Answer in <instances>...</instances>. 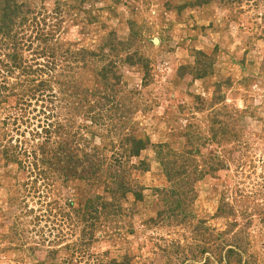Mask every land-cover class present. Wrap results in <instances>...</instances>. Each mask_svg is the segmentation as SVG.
<instances>
[{"label":"rangeland","instance_id":"374dc122","mask_svg":"<svg viewBox=\"0 0 264 264\" xmlns=\"http://www.w3.org/2000/svg\"><path fill=\"white\" fill-rule=\"evenodd\" d=\"M15 2L34 73L0 38V264H217L235 239L264 264V0ZM186 142L229 167L167 206L156 147Z\"/></svg>","mask_w":264,"mask_h":264},{"label":"trees","instance_id":"16d2710c","mask_svg":"<svg viewBox=\"0 0 264 264\" xmlns=\"http://www.w3.org/2000/svg\"><path fill=\"white\" fill-rule=\"evenodd\" d=\"M22 7V5L18 4L12 1V0H0V38L3 40H7L11 45H13V51L14 53L11 54V61L13 62V69H15L16 71H19L21 73L23 72H28L30 71L32 74L34 73V71H32V66H27L26 61L23 60L21 56V50L18 48V36L20 31L17 30V27H20L21 25H24V23L26 22L24 17L19 18V15L22 14V11L20 10V8ZM24 15V14H23ZM22 16V15H21ZM20 19V23H18V25L16 24V20ZM20 50V51H19ZM56 50V49H55ZM55 50L52 47L50 53L52 55L55 54ZM73 52L71 53V55L67 56L66 59H70L73 55ZM76 56V54H75ZM76 60H78L76 58ZM64 64L62 66L61 72L59 73L60 77L63 78H70V73L72 70V67L68 68V63L69 61H67V63L65 62L64 59ZM202 63V62H201ZM197 65L198 64L197 62ZM66 68H68V70H66ZM192 70L193 68L190 67ZM194 71V70H193ZM195 78L200 79L203 78V74H199L196 73L194 74ZM37 80L36 79H30L29 80V84H28V90L31 91L29 92L31 94V96L33 98L36 97L38 92H41L43 89L40 88L39 85H37L35 82ZM61 85L63 84L62 82H60ZM45 84V82H43V85ZM36 87V88H35ZM72 89V88H71ZM68 91V90H67ZM89 94L84 95V100L86 101V97H88ZM100 99H103V97H100ZM105 104V103H103ZM93 116H90V118H92ZM192 127V125H188L185 128H190ZM220 130L216 131V132H212V136H214L215 138L218 137ZM202 132L197 133L196 135H191L189 137V139H195V140H203V137L199 134H201ZM203 134V133H202ZM127 139H125V141L130 145L131 141H133V144L135 145V150L131 151L130 153H127V149H126V153H125V157H129V156H138V150L144 149L142 146V141H135L134 143V139L133 138H129L128 136H126ZM221 140H225V139H221ZM130 141V142H129ZM191 142H194L193 140H190ZM225 141H229L228 139ZM196 143V142H195ZM158 149V151H156L157 154V160L160 163V166L162 168L163 174L166 177L167 181L169 184H171V186L169 187V189H166L163 194H162V202L167 205V206H171L173 205H178L181 196L180 193L178 191V189H182V187H187V186H192L193 184H195L199 179H202L206 176H212L215 175L216 173L223 171V170H227V168L229 167V165L225 164V161L223 159V157H219V156H214L215 159H210L209 156L207 155L205 156L204 154H201L199 149L194 147V149H189V142H186L183 149L180 151H177L173 148H171L168 144H160L158 147H156ZM161 149H165L167 152V155L161 154ZM114 157L118 158L119 156V152L114 151ZM67 159V158H66ZM114 161H119V160H115ZM264 161V160H263ZM67 162H71L72 164H68L67 166L70 167L74 173H76L75 168L80 167V172H86L87 170H85L84 166H83V162L81 163V161H74L73 159H67ZM107 163V162H104ZM263 163V162H262ZM120 164V163H119ZM93 167L92 165L89 166V169ZM107 167H113V165H106ZM125 167V166H124ZM88 169V170H89ZM72 170L68 171L71 172ZM123 170V169H122ZM121 177V176H120ZM119 176L114 175L113 177H110V179H112V181L114 183L117 182H122V178H119ZM264 178V177H263ZM264 180V179H263ZM261 187L263 188V192H264V181L261 182ZM128 190V189H127ZM126 190V191H127ZM136 195V196H135ZM134 196L139 200L140 198V194H134ZM173 196L172 200L169 201V199H171V197ZM182 200V199H181ZM224 205H228V202L223 203L222 200V204L220 205V208L223 209ZM230 214L229 216L233 217V211L230 210ZM227 215V212H226ZM247 215V214H246ZM228 216V215H227ZM251 217V216H250ZM236 224L239 225V223H237L235 221ZM252 223V221H251ZM250 222L246 223L243 225V228L240 226L238 233L236 234L238 237H242V234H245V230H247V228L249 227ZM91 226L93 224H90ZM205 229V228H203ZM199 230V229H198ZM197 231V230H196ZM235 245L233 244H229L227 246H224V252L226 254V260H223V256H219L218 259V263L217 264H250V258H252V255H246L247 252L246 250H243L242 247L244 244H242L240 242V244L242 245H238V240L235 239ZM203 253H207V252H203Z\"/></svg>","mask_w":264,"mask_h":264},{"label":"water","instance_id":"95a60500","mask_svg":"<svg viewBox=\"0 0 264 264\" xmlns=\"http://www.w3.org/2000/svg\"><path fill=\"white\" fill-rule=\"evenodd\" d=\"M154 42L157 43V40L155 39Z\"/></svg>","mask_w":264,"mask_h":264}]
</instances>
